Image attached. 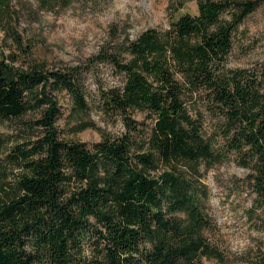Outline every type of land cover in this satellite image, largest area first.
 Wrapping results in <instances>:
<instances>
[{"label": "trees", "instance_id": "trees-1", "mask_svg": "<svg viewBox=\"0 0 264 264\" xmlns=\"http://www.w3.org/2000/svg\"><path fill=\"white\" fill-rule=\"evenodd\" d=\"M9 1L0 0V22ZM263 1L197 0L198 13L98 54L124 76L101 102L125 131L92 144L63 140L55 126L66 91L78 130L99 128L85 118L79 68L0 56V120L41 111L24 120V141L0 133V264H227L204 178L234 155L264 200V60L227 63ZM182 6L171 1V15Z\"/></svg>", "mask_w": 264, "mask_h": 264}, {"label": "rangeland", "instance_id": "rangeland-1", "mask_svg": "<svg viewBox=\"0 0 264 264\" xmlns=\"http://www.w3.org/2000/svg\"><path fill=\"white\" fill-rule=\"evenodd\" d=\"M171 1L183 4L172 15ZM6 8L9 12L0 22L1 57L24 68L39 64L82 71L90 105L85 118L99 128L78 130L73 101L66 91L57 93L61 115L55 126L61 139L88 144L100 141L103 134L115 136L125 131L123 120L106 115L101 102L102 91L121 84L124 76L112 64L97 60V55L121 50L150 27L167 28L185 12L198 13L197 0H10ZM263 60L264 1L239 26L227 63L233 68H254ZM39 117L41 111L0 120V133L15 143L24 141L22 135L29 134L24 120ZM133 117L144 119L140 112H133ZM14 171L13 175L21 172ZM248 174L232 155L210 168L204 178L218 226L212 239L227 264H264V200L253 191Z\"/></svg>", "mask_w": 264, "mask_h": 264}]
</instances>
